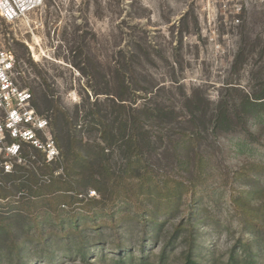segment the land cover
Wrapping results in <instances>:
<instances>
[{
    "label": "rangeland",
    "instance_id": "1",
    "mask_svg": "<svg viewBox=\"0 0 264 264\" xmlns=\"http://www.w3.org/2000/svg\"><path fill=\"white\" fill-rule=\"evenodd\" d=\"M0 46L15 56L18 86H25L36 96L38 92L45 94L51 109L59 112L62 133L87 142V150L99 143L100 138L94 127L86 129L84 113L76 118L85 95L90 101L91 96L87 90L89 80L79 74L75 65L84 61L97 63L100 76L94 85L116 94L118 78L112 64L119 59L123 65L125 60L123 56L112 55L119 50L133 51V77L127 80L128 100L136 99L142 104L146 97L148 105L169 113L163 114V123L168 127L153 129L151 133V146L147 150V157L153 156L147 162L150 170L178 174L175 175L178 178L190 176L171 166L169 155L173 150L164 149L161 140L174 141L180 132L190 131L186 120L196 109L192 121L201 130L198 151L209 160L206 169L192 175L197 179L196 196H201L208 206L206 213L211 221L210 224L202 221L198 227L202 234L199 243L209 256L202 262H211L209 252L213 249L214 260L226 264L234 244L239 239L250 240L240 230L229 197H239L243 192V173L253 174L250 180L260 178L264 185V176L255 175L260 168L264 169V113L247 118L239 106L244 94L258 95L264 88V0H44L37 9L12 22L0 19ZM105 98L100 96L103 105L98 111L114 122L122 111ZM221 98L234 110L229 116L231 132L215 137L210 133L209 120ZM133 107L126 105L125 111L131 114ZM43 117L46 126L33 132L35 141H20L41 148V155L49 162L60 156L53 139V112H43ZM65 117L75 129L66 125ZM8 144L6 138L1 146L0 169L5 165L10 169L17 155L14 153L17 143ZM116 151L114 145L110 151L114 170L121 165L119 158L115 160ZM181 151L183 155H191L193 150ZM163 155L167 161L158 165L156 162ZM89 196L96 194L91 192ZM3 205L0 201V215L4 214ZM135 213L133 205L126 206L123 201L116 206L77 205L62 209L58 212L61 220L75 216L79 230L93 236L99 229L104 239L109 240L103 247H91L87 262L72 255L58 256L53 264H121L117 249H129L132 264L141 258L149 264H158L161 247L151 245L152 241L143 244L139 240L142 233ZM215 222L219 224L216 231ZM61 223L55 215L46 213L34 222L44 235H54ZM64 226L70 228L67 223ZM71 230L77 232L74 227ZM115 230H124V234H118L129 237V242L122 241V246L117 247L118 242L113 238L117 234ZM169 232L164 236H169ZM182 240L168 252L165 264L180 262L186 252ZM31 258L27 256L25 260L30 262ZM257 263L264 264V254L257 256ZM35 264L50 263L36 261Z\"/></svg>",
    "mask_w": 264,
    "mask_h": 264
},
{
    "label": "trees",
    "instance_id": "2",
    "mask_svg": "<svg viewBox=\"0 0 264 264\" xmlns=\"http://www.w3.org/2000/svg\"><path fill=\"white\" fill-rule=\"evenodd\" d=\"M133 53L119 50L112 55L113 58L123 56L125 60L123 65L119 59H115L112 64L118 78L116 94L94 85V80L100 76L97 63L84 61L75 65L79 74L89 80L87 90L91 101L86 94L81 105L82 110L76 112V118L84 113L82 119L87 121L86 129H96L100 140L92 145V149L87 150L88 143L82 139L63 134L64 127L60 124L58 110L51 109L45 94L38 92L36 96L28 90L32 97L31 106L38 117L44 118L43 112H53V139L60 157L47 162L45 155H41V148L22 143L20 139L7 138L8 145L15 142L18 148L12 167L9 169L5 165L0 169V201L4 202V214L0 215V264H35L36 261L53 264L58 256L67 258L72 255L87 262L90 248L103 247L109 239H104L106 237L99 229L93 236L87 235L78 229L75 216H67L61 220L58 212L77 205L96 208L116 206L121 201L126 206L133 205L136 210L135 220L142 233L139 240L143 244L152 241L151 245L161 247L158 264H165L168 252L182 239L186 252L178 264H204L202 261L209 257L199 243L202 234L198 231L200 222L211 223L206 213L208 206L201 196H196L197 189L194 186L197 179L192 177L206 169L209 162L204 153L198 151L202 139L200 140V126L192 121L196 116V109L190 112L186 120V123L190 124V131L180 132L174 141L161 140L164 149L173 150L169 155L171 166L190 176L178 178L175 177L178 174L166 171L160 174L158 172L161 170H150L147 162L153 156L147 157V150L151 146V133L153 129L168 127L163 123V117L169 113L164 114V110L148 105L146 97L143 98L145 102L142 104L136 99L128 100L130 84H127V80L133 77ZM13 82L19 85L18 78L14 77ZM20 88L24 89L25 86L20 84ZM102 95L106 96L107 102L122 111L114 122L98 111L99 106L103 105L100 102ZM126 105L135 106L131 114L125 111ZM86 106L88 110H85ZM230 106L222 98L218 101L209 120L211 135L217 137L230 134L229 116L234 111ZM239 106L247 118L264 113V88L258 95L244 94ZM199 117L203 118L204 115ZM64 120L68 119L65 117ZM66 125L75 129V125L69 120ZM114 145L117 147L115 160L119 158L121 162L116 170L111 168L114 156L110 151ZM185 148H191L192 154L183 155L181 150ZM39 155L41 157L37 158ZM160 158L161 160H156L158 165L166 157L163 155ZM59 168L61 173H58ZM249 169H252V166ZM260 169L255 175L264 176V169ZM243 174V192L236 198L230 196L229 203L238 215L240 230L250 240L242 242V239H239L231 249L226 264H258L257 256L264 254V185L260 178L250 180L253 174ZM46 177L48 181H44ZM91 192L96 196L90 197ZM44 213L55 215L56 220L62 221L54 235H44L34 224ZM174 221L176 224H172ZM66 223L70 228H64ZM167 225H171L170 228H167ZM218 225L215 222V231ZM71 227L77 232L74 233ZM118 232H125L117 230V234L113 236L118 242L117 247H120L122 241L129 242L130 239L119 235ZM166 232L170 233L169 236H164ZM30 235H37L38 238L35 240ZM52 245H55L54 249ZM117 251L120 253L118 263H133L129 249ZM209 253L211 262L205 264H218L217 260H214L213 249ZM27 256L32 257L30 262L25 260ZM137 264L149 263L141 258Z\"/></svg>",
    "mask_w": 264,
    "mask_h": 264
},
{
    "label": "built area",
    "instance_id": "3",
    "mask_svg": "<svg viewBox=\"0 0 264 264\" xmlns=\"http://www.w3.org/2000/svg\"><path fill=\"white\" fill-rule=\"evenodd\" d=\"M43 1L0 0V19L12 22L37 9ZM15 64L13 52L0 46V153L6 138L35 141L33 132L46 126L45 120L38 117L31 106V94L13 82ZM12 147L14 145L6 150Z\"/></svg>",
    "mask_w": 264,
    "mask_h": 264
}]
</instances>
